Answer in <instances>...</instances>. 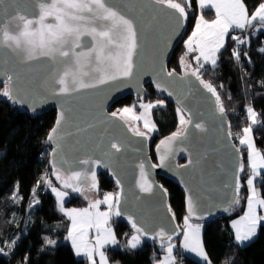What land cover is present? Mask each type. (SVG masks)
<instances>
[{
  "label": "water",
  "instance_id": "obj_1",
  "mask_svg": "<svg viewBox=\"0 0 264 264\" xmlns=\"http://www.w3.org/2000/svg\"><path fill=\"white\" fill-rule=\"evenodd\" d=\"M109 2L132 19L137 29L139 47L133 57L131 77L84 89L70 96L53 95L52 88L59 86L53 83L51 67L46 59L21 63L20 55L0 48V86L5 85L7 76L13 77L14 92L24 103L9 102L22 113L38 117L55 110L57 120L60 112L64 111L65 121L60 126L57 140L47 141L51 148L49 157L53 173L59 170L67 176L71 171H95L97 188L93 191L97 194L101 193L99 176L107 173L119 194V204L113 208L114 220L123 221L135 230L129 222L131 219L137 227L151 235L163 230L171 235L170 242L174 243L182 235V229L170 205V194L158 178L172 180L183 189L186 217L188 198H193L196 212L189 218L190 221L208 223L228 214L238 204L233 197L236 196L237 175L242 185L236 197L238 201L244 188V172L237 173L236 170L238 162L244 163L243 153L233 139L227 112L221 117L215 110V98L190 74L193 69L182 64L179 70L169 68L175 51L184 43L189 31L190 14L186 7L182 5L187 19L178 26V13L155 4L154 0ZM33 7L30 0H6L5 10L0 11V26L13 11L30 14ZM167 72L174 75L169 77ZM157 84L161 87L158 88ZM148 85L175 102L178 108L184 109L187 119L189 116L192 119V124L187 126V138L176 140L169 152L165 153L161 141L172 134L157 144L154 150L156 161L151 153L152 137L148 134L146 137L134 135L131 131L134 127L125 119H120L119 115L112 117L111 111L118 101L128 96L134 97L137 102L145 101L148 98ZM33 106L35 111H32ZM195 123L203 124L205 131L195 129ZM112 142H119L122 150L119 153L112 150L114 155L105 156ZM237 148L240 149L239 153L236 152ZM161 155H166L163 166ZM88 159H103L108 167L80 163ZM190 159L192 164L188 163ZM141 164L144 165L145 178L152 185L151 193L140 190ZM81 187L85 190L88 185L81 184ZM67 190L71 196L84 199L82 194L70 188ZM117 207L120 216L114 214ZM142 238L145 243L158 247H166L169 243L161 241L159 237L154 240Z\"/></svg>",
  "mask_w": 264,
  "mask_h": 264
},
{
  "label": "snow or ice",
  "instance_id": "obj_2",
  "mask_svg": "<svg viewBox=\"0 0 264 264\" xmlns=\"http://www.w3.org/2000/svg\"><path fill=\"white\" fill-rule=\"evenodd\" d=\"M30 2L34 6L32 13L15 10L9 14V17L0 26V48H6L20 55L21 63H29L42 58L46 59L51 67L53 83L59 86L58 88L55 86L52 88L53 95L70 96L84 89L96 88L110 81L132 76L133 57L139 47L137 29L134 21L114 8L109 0H30ZM154 3L163 5L178 13V26L182 20L187 19L185 7L182 6L181 2H176V0H154ZM198 3L201 10L205 8L214 9L215 19L208 21L203 15H200L195 30L185 41L187 53H199L195 57L197 67L190 74L215 98V110L223 117L225 108L221 96L210 82L202 79L200 70L205 64H210L213 69L216 68L219 53L225 46V37L230 30L239 29L244 31L253 27L254 22L264 28V0H261L251 14H249L243 0H198ZM5 5L6 0H0V11L5 10ZM231 38L236 41L237 45L248 44L247 39H241L239 36ZM259 51L264 53V48H260ZM244 55L247 57V53H244ZM232 56L239 62L241 53L237 49H233ZM249 62H251L250 58ZM181 64L187 67L183 58ZM166 75L171 77L174 73L167 72ZM157 87L160 88L161 86L157 84ZM169 95H172V93L169 92ZM0 96L13 104L24 103L14 92L13 77L11 75L7 76V82L3 90L0 91ZM158 103L162 104V102ZM141 107L144 112L139 116L135 115L132 108H124L119 114L113 112L112 117L119 115L120 119H126L130 115L134 121L143 120L144 128L148 132L155 131L156 126L150 119V113L156 105L152 103L141 104ZM32 111H35L34 106ZM246 111L249 125L243 128V134L239 137V144L245 146L247 150L249 170L246 180L248 189V196L246 197L247 211L232 224L233 229H235L234 238L238 244H243L255 237L258 228L264 223V215L259 214L257 211L258 207L264 208V198H261L255 186L256 182L264 185V174L260 171L264 169V154L257 149L252 135L253 126L259 124L260 121L257 112L251 106ZM177 113L180 127L167 140L161 141L165 153L171 150V145L176 140L187 138V126L192 124L191 116L185 119L184 109L178 108ZM64 121L65 113L61 111L56 120V126L51 129L47 136L48 142L57 140L60 126ZM193 127L205 131L204 125L201 123H195ZM131 131L136 136L146 137L145 132H141L136 128H132ZM229 135L231 134L229 133ZM112 150L119 153L122 150V145L119 142L110 143L109 151L104 155H114ZM236 152L239 153L240 149L237 148ZM53 155H55V152ZM165 159L166 155H161V166H163ZM80 163L91 164L96 167H108L103 159L82 160ZM188 163L192 164L193 161L190 159ZM53 167H56L55 164ZM139 167L141 170L140 190L151 193L152 185L145 178L144 165L141 164ZM236 170L237 173L244 172V163L238 162ZM54 174L61 181L62 188H70L73 192L82 195L84 189L81 184H87L89 190L97 188L95 171L90 173L71 171L67 176H64L57 170ZM45 182L55 194L59 211L68 216L72 222L65 239L71 243L75 256L83 257L88 264H108L105 253L101 249L106 244H116V236L107 225L110 216L113 214V208L119 204V194L115 197L112 194H106L103 200L90 202L89 207L82 210H65L64 198L67 192L52 187L51 181L46 180ZM116 182L118 185L120 184L119 179ZM241 187L237 175L235 183L236 196L233 197L236 203L239 202L236 197L239 195ZM18 188L19 185H17ZM85 198L87 199V197ZM19 199L18 196L13 195L14 201L18 202ZM114 199L116 201L115 205L113 204ZM33 203L39 204V200L35 198V189H33V201L30 202L29 206L31 207ZM102 203L108 206V211H99ZM187 207L188 216L184 218L183 247L196 253L197 256L203 259L205 264H212L200 239V225L193 226L189 223V218L196 212V204H194L191 196L188 198ZM168 210L171 211V208L169 207ZM114 214L116 216L121 215L118 207ZM173 218L175 217L173 216ZM129 222L132 223V227L137 233L127 242L129 249H137L141 244V237H148L153 240L159 237L161 241H169L166 248L167 255L161 264H175V258L172 255L174 245L170 242L171 235H167L163 230L151 235L145 229L137 227L131 219ZM92 227L96 229L94 242L90 241L88 237V230ZM18 239L19 237L7 244L9 250L16 246ZM44 242L47 246L53 248L57 244L55 240L47 237L44 238ZM0 253L5 256L9 254L3 248H0ZM96 257H99V262H97ZM23 264H28L27 257L24 258Z\"/></svg>",
  "mask_w": 264,
  "mask_h": 264
},
{
  "label": "trees",
  "instance_id": "obj_3",
  "mask_svg": "<svg viewBox=\"0 0 264 264\" xmlns=\"http://www.w3.org/2000/svg\"><path fill=\"white\" fill-rule=\"evenodd\" d=\"M186 7L190 14L189 31L191 33L200 14L197 0H191V6L185 1L178 0ZM249 14H251L261 0H243ZM206 20H214L215 13L209 9L201 12ZM254 23L253 27L244 31L250 36L248 50L242 51L231 37L242 35L244 31H232L225 47L219 53L215 69L211 65H204L200 72L206 82H210L219 92L225 111L230 119L231 132L236 145L241 149L244 157L245 171L242 178L244 188L242 196L228 214L215 218L204 225V247L212 264H264V225L261 226L257 237L247 245H240L235 241V233L231 221L241 217L246 211V197L248 190L246 180L249 170L246 147L239 144V137L243 128L249 125L246 109L251 106L258 114L259 124L253 126V138L258 150L264 154V28L259 32ZM187 34V36H188ZM233 49L240 53L237 62L233 56ZM185 41L177 50L169 63L170 69L179 70L183 58L188 68L195 69L194 53H187ZM247 53V57L244 55ZM249 58L251 62H249ZM247 72L250 77H246ZM223 85V87H221ZM5 85L0 86V91ZM149 101L163 102L153 109L152 118L157 127V133L152 137L151 153L165 137L175 133L179 127L178 106L175 102L163 97L152 85L147 86ZM136 100L132 96L118 101L111 109L112 112L132 106ZM56 111L33 117L22 113L7 99L0 96V247L6 249L9 239L19 237L10 255L0 254V264H23L27 257L28 264H86V260L76 258L70 244L65 241L69 220L59 211L55 196L45 184V177L51 173L49 156L45 153L47 136L54 127ZM45 156V157H43ZM184 162V161H183ZM52 187L70 193L62 188L61 181L55 176ZM170 194V205L179 225L187 215L186 196L183 189L174 181L159 177ZM100 188L103 191L115 192L114 182L107 173L99 176ZM17 185L19 188L17 189ZM262 198L264 185L258 184ZM33 189L39 204L30 207L33 201ZM19 196V201L13 200V195ZM88 201L71 196L67 207H84ZM29 221V223H28ZM115 230L120 243H125L136 231L123 221H114ZM59 241L56 247L47 246L44 238ZM182 235L174 241L178 245L176 254L181 252ZM112 264H155L165 253V247H158L152 243H144L139 249L117 247L106 251ZM186 258L187 264H201L191 257ZM179 257V258H180Z\"/></svg>",
  "mask_w": 264,
  "mask_h": 264
},
{
  "label": "crops",
  "instance_id": "obj_4",
  "mask_svg": "<svg viewBox=\"0 0 264 264\" xmlns=\"http://www.w3.org/2000/svg\"><path fill=\"white\" fill-rule=\"evenodd\" d=\"M198 18H199V16L197 17V19H196V23H197V20H198ZM195 26H196V24H195ZM195 26H194V29H193V31L195 30ZM258 28H261L260 27V25H258ZM236 30H239V29H233V30H230L229 31V33L226 35V37H225V45H226V42H227V39H228V36H229V34L232 32V31H236ZM192 31V32H193ZM261 31V30H260ZM192 32L191 33H189L188 34V36L186 37V39H185V41L191 36V34H192ZM225 47V46H224ZM223 49V48H222ZM221 49V50H222ZM221 52V51H220ZM192 53H194L196 56L199 54L198 52H192ZM201 63H202V61H201ZM205 65H210V64H205ZM254 139V138H253ZM260 151V150H259ZM261 171V173L262 174H264V169H261L260 170ZM255 186H256V188H257V186L258 185H256L255 184ZM58 189V188H57ZM60 190V189H59ZM248 190V189H247ZM51 191V190H50ZM257 191H258V193H259V190L257 189ZM51 193L55 196V194L51 191ZM91 194L92 193H88V195H87V201H88V205L87 206H84V207H67L66 206V204L70 201V199H68V197L66 198V203H65V206H64V208H65V210H71V209H77V210H82V209H85V208H88L89 207V203L90 202H94L93 201V199H92V197H91ZM94 194H96V193H94ZM106 194H112L113 195V197H115L117 194L115 193V192H107ZM97 195V197H100V195H98V194H96ZM56 198V197H55ZM101 198V197H100ZM102 199V198H101ZM103 200V199H102ZM115 203H116V201H115V199L113 200V204L115 205ZM90 211H92L91 209H90ZM99 211L100 212H106V211H108V206L106 205V204H101L100 205V207H99ZM246 211H247V203H246ZM245 211V212H246ZM258 211V213L259 214H264V208H262V209H258L257 210ZM62 213V212H61ZM63 215H64V213H62ZM245 214V213H244ZM243 214V215H244ZM242 215V216H243ZM68 220H69V227H68V230L71 228V226H72V222H71V220L69 219V217L68 216H66V215H64ZM241 216V217H242ZM241 217H239V218H236V219H234V220H232L231 221V227H232V224H233V222H235V221H237V220H239ZM114 218H113V215H111L110 216V218H109V221H108V225L107 226H109L111 229H112V231H113V233L115 234V236H116V244H106L101 250L105 253V256H106V258H107V262H108V264H112L111 262H110V260H109V258H108V256H107V253H106V251H107V249H109V248H117V247H123V248H128L127 247V242L131 239V237L133 236V235H136L135 233H132L131 235H130V237L128 238V240L125 242V243H123V244H121L120 243V240L118 239V236H117V233H116V230H115V223H114ZM189 223L190 224H192L193 226H196V225H200V239H201V242H202V244H203V247H204V225H202V224H200V223H194V222H192V221H190L189 220ZM262 224H264V223H262ZM182 228H183V232H182V240H181V242H180V248H181V252L179 253V254H181V255H184L185 257H191V258H193V259H195L196 261H198L199 263H201V264H205V262L203 261V259L201 258V257H199V256H197L196 255V253H194V252H191V251H189V250H187V249H185L184 247H183V243H184V230H185V225H184V220H183V222H182ZM261 228V227H260ZM260 228H258V231H257V235H258V233H259V231H260ZM232 229H233V227H232ZM233 231H234V233H235V229H233ZM67 233H68V231H67ZM257 235L255 236V237H253L250 241H246V242H244L243 244H240V245H247V244H249L250 242H252L256 237H257ZM67 236V235H66ZM88 237H89V240L90 241H93L94 242V240H95V237H96V229H95V227H92V228H90L89 230H88ZM65 241L68 243V244H70L71 245V243L69 242V241H67L66 239H65ZM144 239L141 237V244H140V246L137 248V249H139V248H142L143 246H144ZM177 249H178V245L176 244L175 246H174V248H173V253H172V255H173V257L175 258V264L177 263V261H178V259H179V254H176V251H177ZM204 250H205V247H204ZM205 252H206V250H205ZM207 253V252H206ZM167 255V252L165 251V253L161 256V258H159L157 261H156V263L155 264H161V262L164 260V258H165V256ZM209 257V256H208ZM76 258H78V259H81V260H86V259H84L83 257H77L76 256ZM96 259H97V262H99V257H96ZM210 259V258H209ZM211 261V260H210ZM86 264H88V262H87V260H86Z\"/></svg>",
  "mask_w": 264,
  "mask_h": 264
},
{
  "label": "rangeland",
  "instance_id": "obj_5",
  "mask_svg": "<svg viewBox=\"0 0 264 264\" xmlns=\"http://www.w3.org/2000/svg\"><path fill=\"white\" fill-rule=\"evenodd\" d=\"M178 1V0H177ZM182 1H185V3H187V4H191V0H182ZM178 2H180V1H178ZM197 2H198V0H197ZM184 6V5H183ZM198 7H199V3H198ZM210 8H205V9H203V10H201L200 8H199V11H200V14H199V16L200 15H202L201 14V12H203V11H206V10H209ZM211 10H213L214 11V13H215V10L214 9H211ZM208 21H212V20H208ZM255 23V22H254ZM260 30H262V28H258V26L256 27V31L258 32H260ZM194 61H195V64H196V66L195 67H197V61H196V59L194 58ZM158 102H161L160 100H158V101H149V98H147L145 101H143V102H135L132 106H129V107H125V108H132L133 109V111H134V113H135V115H137V116H139V115H141L143 112H144V109L141 107V104H149V103H152V104H155L156 105V107L157 106H160L161 104L160 103H158ZM162 104H163V102H162ZM156 107H154V108H156ZM153 108V109H154ZM124 108H122V109H120V110H118L117 111V113L119 114V113H121L122 112V110H123ZM153 109H151V113H150V119H151V121L154 123V121H153V118H152V112H153ZM184 114V113H183ZM185 116V115H184ZM185 119H187V117L185 116ZM125 120H127V122L132 126V127H134V128H136V129H138L139 131H141V132H145L146 134H148V135H150L151 137H153L156 133H157V127H156V130L155 131H152V132H148L145 128H144V122H143V120H132L131 119V116L129 115L128 117H126V119ZM155 124V123H154ZM156 126V125H155ZM179 127H180V124H179ZM178 127V128H179ZM245 147V146H244ZM51 152V150H48V152H46L47 154H48V156H49V153ZM1 156H2V153L0 152V158H1ZM55 176L51 173L50 175H47L46 177H45V181L47 180V181H51V185H55ZM45 184H46V186H47V183L45 182ZM256 185H258L259 184V182H256L255 183ZM257 189L259 190V194H260V196H261V198H262V195H261V192H260V188L257 186ZM50 190H51V188H50ZM58 190H59V188H58ZM61 190V189H60ZM61 191H64V190H61ZM66 192V191H65ZM88 193H92L91 194V197H92V199H93V201H95V200H102L103 198H104V196L106 195V193H104V192H102L101 191V193H99L98 195H100V197L102 198H100V197H97V193L95 192V191H93V190H89L88 188H86L85 190H84V194H83V198L85 199V197H87V195H88ZM94 193H96V194H94ZM19 197V196H18ZM68 197V199H71V194L70 193H67V195L65 196V198H64V206H65V203H66V198ZM36 199L38 198L37 196L35 197ZM34 205H36V204H34ZM260 207H258L257 208V210L259 209ZM260 209H262V208H260ZM261 215H264V214H261ZM28 223H29V221H28ZM262 225H264V224H262ZM135 234H137L136 232H135ZM14 239V238H13ZM13 239H9V241L6 243V249L4 250L5 252H8L9 254L8 255H10V252L12 251V249L11 250H9V248L7 247V244L9 243V242H11ZM57 242V244H59V241H56ZM56 244V245H57ZM174 246L176 245L175 243H172ZM1 248V247H0ZM166 248H167V246L165 247V251H166ZM0 254H2V253H0Z\"/></svg>",
  "mask_w": 264,
  "mask_h": 264
},
{
  "label": "built area",
  "instance_id": "obj_6",
  "mask_svg": "<svg viewBox=\"0 0 264 264\" xmlns=\"http://www.w3.org/2000/svg\"><path fill=\"white\" fill-rule=\"evenodd\" d=\"M234 36H239V37H241L239 34L238 35H234ZM241 39H247L248 40V44L247 45H238L239 47H240V49L242 50V51H244V50H248V48H249V46H250V36L248 35V33L246 32V31H244V34L242 35V37H241ZM203 70V68L200 70V72ZM245 75H246V77H250V75L247 73V72H245ZM44 149H45V153L46 152H48V150H51V148H50V146L48 145V143H47V141H46V145L44 146ZM50 152V151H49ZM43 157H45V156H43ZM49 163H50V157H49ZM102 192H104V193H107V191H102ZM176 264H187V262H186V258H184V257H180L179 259H178V261H177V263Z\"/></svg>",
  "mask_w": 264,
  "mask_h": 264
}]
</instances>
